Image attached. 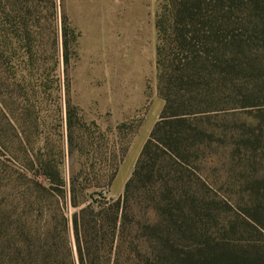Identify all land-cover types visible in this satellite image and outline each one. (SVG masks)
Masks as SVG:
<instances>
[{
    "label": "trees",
    "instance_id": "16d2710c",
    "mask_svg": "<svg viewBox=\"0 0 264 264\" xmlns=\"http://www.w3.org/2000/svg\"><path fill=\"white\" fill-rule=\"evenodd\" d=\"M22 5L31 7L29 0ZM22 5L20 14L27 12ZM159 8L155 68L163 106L116 199L89 192L97 186L85 177L91 164L81 162L74 173L73 153L84 136L68 97L66 150L59 142L51 146L39 140L37 115L48 109L47 96L57 97V92L47 87L42 52L28 44L27 24L13 38L28 45L12 52L0 48L1 58L14 67L0 84L9 80L7 85L20 92L0 104L8 109L17 103L20 113L13 119L25 139L19 150L11 146L21 168L22 210L13 226L16 239L7 244L0 264H264V204L255 196L245 214L217 197L212 151L221 129L218 112L227 108L228 96L243 95L249 75L257 77L261 69L256 51L264 54V0H162ZM71 39L63 15L60 56L65 65ZM5 130L0 117V150L7 149ZM77 130L80 143L74 142ZM102 154L110 168L102 180L109 185L116 173V165L107 161L110 146L104 145Z\"/></svg>",
    "mask_w": 264,
    "mask_h": 264
},
{
    "label": "rangeland",
    "instance_id": "374dc122",
    "mask_svg": "<svg viewBox=\"0 0 264 264\" xmlns=\"http://www.w3.org/2000/svg\"><path fill=\"white\" fill-rule=\"evenodd\" d=\"M162 0H0V48L11 52L28 45L39 49L41 67L49 78L47 87L56 95L47 96V110L37 115L39 140L51 146L61 143L66 150L64 126L65 96L74 106L82 130L83 144L74 150V173L85 162V177L97 183L89 192L99 197L118 198L130 176L140 150L159 119L163 100L156 89L155 45L156 17ZM27 10L18 12L19 6ZM64 15L73 34L68 43V62H62L61 27ZM27 24L28 44L18 43L14 31ZM257 31H260L258 28ZM19 33V32H18ZM25 39L26 36H23ZM3 51V50H0ZM258 49L257 77L252 73L241 89L243 95L228 96L225 111L218 112L219 138L212 146L217 165L214 192L233 209L250 212L254 197L264 204V54ZM54 52L57 55L54 56ZM57 58V59H56ZM0 56V77L12 76L14 67ZM55 78L51 82L55 61ZM249 69L247 70V74ZM248 77V76H247ZM246 77V78H247ZM47 78V79H48ZM0 84V99H13L20 92ZM65 84L68 92L65 94ZM18 85V83H17ZM17 99V97H15ZM56 100L60 111L56 110ZM1 105V104H0ZM2 106V105H1ZM0 116L6 123V150H0V255L14 241L15 220L19 217L23 190L19 179L21 168L14 160L25 139L15 127L14 115L20 113L17 103L3 107ZM1 110V109H0ZM3 113V114H4ZM2 114V113H1ZM34 119V116L32 117ZM27 120V119H26ZM126 123L118 130L115 126ZM94 123V124H92ZM96 125V126H95ZM80 132L74 142L80 143ZM217 136V135H215ZM244 139V140H243ZM84 145V146H83ZM104 145L111 148L109 165L116 173L109 185L102 179L110 174L104 165ZM63 171L70 173L69 161L63 160ZM223 170L226 171L224 174ZM84 172V171H82ZM96 176L98 179H93ZM95 180H99L96 182ZM71 211V207H67ZM4 251V252H3Z\"/></svg>",
    "mask_w": 264,
    "mask_h": 264
}]
</instances>
